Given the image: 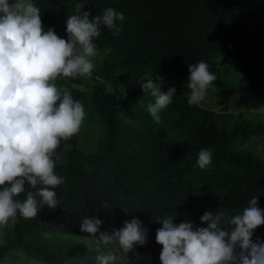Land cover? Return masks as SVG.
<instances>
[{
  "label": "trees",
  "instance_id": "obj_1",
  "mask_svg": "<svg viewBox=\"0 0 264 264\" xmlns=\"http://www.w3.org/2000/svg\"><path fill=\"white\" fill-rule=\"evenodd\" d=\"M31 2L40 9L44 30L65 40L70 15L88 12L91 20L111 7L125 20L117 21L119 33L101 26L91 76L62 77L73 100L93 114L101 136L92 145L82 141V150L76 135L60 141L53 156L54 173L64 177L54 189L59 204L31 220L17 214L0 226V264H98V253L79 230L85 215L101 219L100 230L109 232L138 218L147 229L146 243L120 264H161L159 220L206 227L199 219L205 211L239 214L252 197L264 209V162L237 148L241 140L264 139V120L238 116L220 128V114L187 103L188 65L203 60L216 74L214 55L240 67L243 94H264V0ZM148 79L176 89L159 124L146 110L154 98L140 87ZM224 87L214 82L218 95H225ZM202 148L212 151L204 170L196 164ZM257 238L264 243V225L254 230Z\"/></svg>",
  "mask_w": 264,
  "mask_h": 264
},
{
  "label": "clouds",
  "instance_id": "obj_2",
  "mask_svg": "<svg viewBox=\"0 0 264 264\" xmlns=\"http://www.w3.org/2000/svg\"><path fill=\"white\" fill-rule=\"evenodd\" d=\"M123 20L125 15L111 7L91 20L88 12L70 15L65 40L51 28L44 30L40 9L31 0H0V226L17 214L31 220L42 208L58 206L54 189L64 177L54 173L53 156L61 140L79 131L85 109L67 88L61 94L54 81L91 76L92 58L97 55L94 39L101 26L119 33L117 21ZM188 72L187 103L199 106L217 76L203 60L188 65ZM140 87L154 98L146 110L155 123H161L160 113L172 103L176 89L162 91L151 79ZM211 161V149H200L197 166L204 170ZM21 193L26 194L23 199L18 198ZM199 219L207 226L159 220L155 240L162 246L161 264H264V243L252 239L254 230L264 225V209L258 207L257 197L239 214L221 209L205 211ZM102 224L88 215L79 223L80 232L87 234L85 239L98 253V264H120L146 243L147 229L136 217L110 232L101 231Z\"/></svg>",
  "mask_w": 264,
  "mask_h": 264
},
{
  "label": "rangeland",
  "instance_id": "obj_3",
  "mask_svg": "<svg viewBox=\"0 0 264 264\" xmlns=\"http://www.w3.org/2000/svg\"><path fill=\"white\" fill-rule=\"evenodd\" d=\"M210 62L216 66L217 81L225 85V95L221 96L215 91V89L208 90L205 99L201 102V106L209 109L219 116L215 117L216 125L222 128L225 125L226 120L230 119L233 123L238 121L237 117L241 116L242 119L259 118L264 120V94L262 95H245L241 92V70L237 64L231 63L223 55H214L210 57ZM55 85L63 90L66 88V83L62 77H58L54 81ZM162 91H167L172 87V84L163 82L159 84ZM82 88V87H78ZM88 91L86 90V93ZM88 96V93H87ZM78 138L79 144L82 141L90 143L92 145L101 136V127L95 121L93 114L85 111V118L80 126L79 131L75 134ZM240 146L237 148L241 151L248 152L259 156L264 162V139L256 137L241 140ZM89 150L83 149L84 153ZM137 260V259H136ZM37 264V263H30ZM134 264H147L145 261H134ZM148 264H157L154 262Z\"/></svg>",
  "mask_w": 264,
  "mask_h": 264
}]
</instances>
